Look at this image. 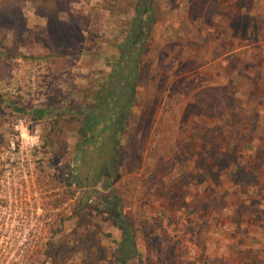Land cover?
<instances>
[{"label": "rangeland", "instance_id": "rangeland-1", "mask_svg": "<svg viewBox=\"0 0 264 264\" xmlns=\"http://www.w3.org/2000/svg\"><path fill=\"white\" fill-rule=\"evenodd\" d=\"M0 264H264V0H0Z\"/></svg>", "mask_w": 264, "mask_h": 264}, {"label": "trees", "instance_id": "trees-1", "mask_svg": "<svg viewBox=\"0 0 264 264\" xmlns=\"http://www.w3.org/2000/svg\"><path fill=\"white\" fill-rule=\"evenodd\" d=\"M137 24L140 25L141 28L144 26V22H143L142 18L138 19ZM144 35L145 34L140 33L139 36L136 38V40H138L139 42L136 43L133 40L132 44H133V47H134V45H135V47L134 48L132 47V48L128 49V52H130V57H132L133 60L128 64V65H130L129 66L130 68L128 69L129 71H127V78H129L130 80H132L134 82L137 80L136 77H135V73H136L137 67H138V65L135 62H136L137 58H139L140 54L142 53L141 44H143L142 41H144V38H143ZM139 44H140V46H138ZM126 50L125 49L119 50V54L128 59L129 56H127V51ZM108 82H107V86H108ZM133 91L134 90L132 89L131 91H129V93L133 92ZM36 114L37 115H41V116H47L45 113H43L41 111H37Z\"/></svg>", "mask_w": 264, "mask_h": 264}, {"label": "built area", "instance_id": "built-area-1", "mask_svg": "<svg viewBox=\"0 0 264 264\" xmlns=\"http://www.w3.org/2000/svg\"><path fill=\"white\" fill-rule=\"evenodd\" d=\"M20 129L22 130L23 128H25L26 127V125H25V123H23V122H21L20 123ZM30 144L32 145V146H34L35 145V139L33 138V137H30Z\"/></svg>", "mask_w": 264, "mask_h": 264}]
</instances>
